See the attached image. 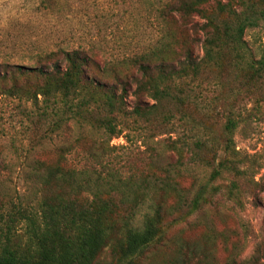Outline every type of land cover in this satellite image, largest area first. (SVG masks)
I'll return each instance as SVG.
<instances>
[{"label": "trees", "instance_id": "1", "mask_svg": "<svg viewBox=\"0 0 264 264\" xmlns=\"http://www.w3.org/2000/svg\"><path fill=\"white\" fill-rule=\"evenodd\" d=\"M158 18L156 39L137 53L101 64L92 48L51 50L43 56L48 66L18 71L36 77V83L6 89L32 101L40 95L45 106L61 101L62 114L69 112L65 121L75 118L105 139L80 135L52 158L34 161L36 207L15 208L0 218V264H143L145 253L165 239L171 225L217 195L242 206L237 181L247 169L233 143L239 122L234 107L227 101L221 105L224 121L217 133L210 121L217 111L211 106L201 111L196 101L205 71L220 81L226 69L238 86H264V53L247 56L244 39L247 29L264 26V0H168ZM140 121L150 124L147 139L177 132L165 142L180 168L161 164L162 152L138 164L112 153L109 141ZM145 150L155 147L148 144ZM195 165L209 174L201 181L191 175L190 186L183 187L182 172ZM228 174L233 179L222 190L215 181ZM143 206L147 210L138 220ZM105 249L110 259L101 262ZM198 256L196 248L177 244L165 264H195L191 261ZM229 264H264V248L257 245L247 259L231 257Z\"/></svg>", "mask_w": 264, "mask_h": 264}, {"label": "rangeland", "instance_id": "2", "mask_svg": "<svg viewBox=\"0 0 264 264\" xmlns=\"http://www.w3.org/2000/svg\"><path fill=\"white\" fill-rule=\"evenodd\" d=\"M167 1L0 0V71L5 74V79L0 80V218L6 219L7 212L15 208L31 211L36 207L35 160L52 158L60 146L80 135L105 139L102 133H95L75 118L68 117L65 121L69 112L62 114L61 101L45 106L40 95L37 101H32L6 92L14 83L25 87L37 82L36 77L19 75L18 71L48 66L50 62L43 59L44 54L59 48H92L97 51L101 64L137 53L156 39L158 11ZM244 39L247 56L257 59L264 53V26L247 29ZM196 53L202 54L199 46ZM57 57L61 61V53ZM226 72V69L220 72L218 81L216 73L205 71L196 107L205 111L211 106L217 111L218 115L210 120L217 133L224 121L219 115L221 105L227 101L234 107L239 122L233 143L238 154L244 157L247 169L245 176L237 181L242 206L222 194L217 195L218 199L171 225L165 239L145 253L147 264H165L175 253L177 244L197 249L199 259L191 261L195 264H229L231 257L237 261L247 259L257 245L264 248V101H260V97L264 98V86L249 89L238 86ZM127 101L132 106L131 96ZM76 102L74 99L70 103ZM138 124L135 128H124L120 136L109 141L114 146L112 153L122 161L138 164L162 152L161 164L180 168L177 157L167 150L165 142L168 135L173 139L177 132L147 139L152 134L150 124L143 121ZM148 144L155 150L146 151ZM186 168L188 171H183L180 179L183 187L190 186L191 175L201 181L209 174V169L202 165ZM232 179L228 174L215 183L224 190ZM146 210L145 206L139 210L138 220ZM23 226V223L17 226V232L21 233ZM109 259V251L105 249L100 261Z\"/></svg>", "mask_w": 264, "mask_h": 264}]
</instances>
